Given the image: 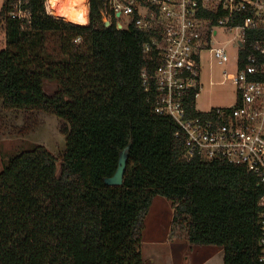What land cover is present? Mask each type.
Returning <instances> with one entry per match:
<instances>
[{
  "label": "trees",
  "instance_id": "1",
  "mask_svg": "<svg viewBox=\"0 0 264 264\" xmlns=\"http://www.w3.org/2000/svg\"><path fill=\"white\" fill-rule=\"evenodd\" d=\"M23 2L28 22L10 16L12 2L0 7L1 106L57 117L65 146L58 173L42 146L0 169V264H144L142 232L155 196L171 204L172 236L221 247L222 264H260L264 188L241 167L183 159V134L154 113L141 84V70L152 66L143 36L104 27L100 0H89L86 25L53 16L47 0ZM247 53L238 54L240 64ZM43 79L56 92L45 94ZM121 151L122 184L107 185Z\"/></svg>",
  "mask_w": 264,
  "mask_h": 264
},
{
  "label": "built area",
  "instance_id": "2",
  "mask_svg": "<svg viewBox=\"0 0 264 264\" xmlns=\"http://www.w3.org/2000/svg\"><path fill=\"white\" fill-rule=\"evenodd\" d=\"M7 1L12 18L29 21L24 0ZM99 12L108 27L143 36L141 51L152 66L141 70V84L154 113L183 134V159L241 167L264 188V0H100ZM219 30L236 46L234 70L222 71L234 103L198 111L202 55L218 65L229 60L216 39ZM240 51L248 52L242 64ZM258 206L257 259L264 264V192Z\"/></svg>",
  "mask_w": 264,
  "mask_h": 264
},
{
  "label": "rangeland",
  "instance_id": "3",
  "mask_svg": "<svg viewBox=\"0 0 264 264\" xmlns=\"http://www.w3.org/2000/svg\"><path fill=\"white\" fill-rule=\"evenodd\" d=\"M3 2L4 0H0V7ZM216 39L221 45L225 46L229 60L225 65H218L215 62L208 63L206 54L202 55L200 67L202 89L195 102L196 109L199 111H206L220 106L229 107L234 103V87L229 82L223 81L222 71L224 68L228 72L234 70L236 46L234 41L231 40V35H222L220 30ZM4 47L5 32L0 21V50ZM42 88L47 95L53 94L58 89L54 82L46 79L42 81ZM63 124L57 117L40 111L4 110L0 101V169L8 163L12 156L23 151L32 150L37 146H42L55 157L58 173L61 155L65 146V137L59 131ZM161 201H164L162 203H168L164 198L157 196L152 200L149 208V211L151 209L150 221L152 224L155 223L154 226L159 230L166 226L170 210L169 207L161 206ZM158 235L159 232H154L150 234V237L157 239ZM186 244L189 248L208 247L209 249H214L215 247L212 245H190L187 242ZM188 255L187 248L186 253L182 255V264H186L185 260ZM168 264L172 263L168 262ZM208 264H222V255L214 256Z\"/></svg>",
  "mask_w": 264,
  "mask_h": 264
},
{
  "label": "crops",
  "instance_id": "4",
  "mask_svg": "<svg viewBox=\"0 0 264 264\" xmlns=\"http://www.w3.org/2000/svg\"><path fill=\"white\" fill-rule=\"evenodd\" d=\"M154 198H152V200ZM162 202L164 201H161V206L170 208L166 226L159 230L156 228V226H154L155 223L152 224V222L150 221L151 209L150 211L148 209L144 220V229L142 232L140 245V253L144 264H168V262H171L172 264H182V255L186 253L187 248L189 255L186 257V264H208L214 256L222 255L221 247L215 246L214 249H209L208 247L189 248L184 239L177 237L176 235L172 236L170 232V223L172 219L171 204L169 201L168 203ZM154 232H159L157 239H152L150 237V234Z\"/></svg>",
  "mask_w": 264,
  "mask_h": 264
},
{
  "label": "bare ground",
  "instance_id": "5",
  "mask_svg": "<svg viewBox=\"0 0 264 264\" xmlns=\"http://www.w3.org/2000/svg\"><path fill=\"white\" fill-rule=\"evenodd\" d=\"M86 2L87 0H48L53 16L76 25L88 23Z\"/></svg>",
  "mask_w": 264,
  "mask_h": 264
},
{
  "label": "water",
  "instance_id": "6",
  "mask_svg": "<svg viewBox=\"0 0 264 264\" xmlns=\"http://www.w3.org/2000/svg\"><path fill=\"white\" fill-rule=\"evenodd\" d=\"M108 21H103V26L108 27ZM126 154L125 151H121L117 161V167L114 174L111 177L105 178L104 183L107 185L119 186L122 184V176L125 167Z\"/></svg>",
  "mask_w": 264,
  "mask_h": 264
}]
</instances>
